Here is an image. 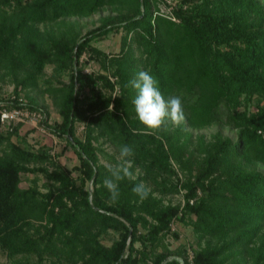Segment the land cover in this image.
<instances>
[{
	"label": "trees",
	"instance_id": "16d2710c",
	"mask_svg": "<svg viewBox=\"0 0 264 264\" xmlns=\"http://www.w3.org/2000/svg\"><path fill=\"white\" fill-rule=\"evenodd\" d=\"M107 4L122 9L80 37L66 29L43 36L35 26L66 15L87 16ZM110 31H121L113 53L91 42ZM86 50L99 57L101 72L83 71L79 57ZM14 59L13 67L29 73L0 108L45 111L24 99L20 88L35 83L49 63L57 76L68 72V83L53 88L61 92V119L48 125L79 161L73 169L55 163L47 143L34 147L26 140L23 123L9 131L0 127V247L7 254L33 253L38 260L51 255L61 264H181L164 244L169 233L177 234L170 230L177 220L199 239L207 238L194 248V264H238L246 259L244 252L252 254V264H264V171L242 163L264 165L262 0H0V64ZM141 71L157 79L165 98H181L185 122L174 129L165 123L155 134L144 130L132 103L135 91L125 87ZM215 121L235 128L236 138L215 134L191 165L183 130ZM78 122L85 126L80 136ZM101 136L118 152L121 145L130 146V170L134 174L137 166L143 172L119 182L115 203L103 186L111 165L100 161L99 152L116 159L94 143ZM171 158L184 177L162 190L185 189L183 204H163L151 190L141 202L132 188L149 173H173ZM37 171L50 182L46 189L21 185L22 173Z\"/></svg>",
	"mask_w": 264,
	"mask_h": 264
},
{
	"label": "rangeland",
	"instance_id": "374dc122",
	"mask_svg": "<svg viewBox=\"0 0 264 264\" xmlns=\"http://www.w3.org/2000/svg\"><path fill=\"white\" fill-rule=\"evenodd\" d=\"M174 2L175 0H171ZM264 3V0H262ZM8 9V7H5ZM122 7L116 4H107L100 7L98 10L94 11L90 15L81 16V15H66L57 20L45 21L36 23L35 26L39 29L40 34L46 36L49 33H58L62 30H73L76 31L78 37L83 35L88 29L95 27L100 24L102 18L109 14H115ZM120 35L121 31H110L104 36H101L95 40H92V44L99 49L104 50L108 53L117 52L120 46ZM90 53L93 55L91 56ZM88 50L83 51L79 57L80 65L84 72H101L102 67L100 66V59L93 52ZM97 56V57H96ZM18 60L5 62L0 64V102L8 100V98L13 97L15 94V85L19 82L20 79L26 77L29 73L28 68L21 67L16 65L13 67V63H17ZM114 77L112 76L111 79ZM69 81L68 72L62 73L60 76L55 75L53 71V64L49 63L45 66L43 71L37 75L36 82L29 84L25 87L20 88L22 97L25 99L31 98L37 105L41 106L47 114L48 124H53L54 121H59L61 116L59 115V104L57 103L60 96V91H53L56 87H61L67 84ZM87 89V88H86ZM118 90L116 85L114 92ZM255 103L251 104V108H255ZM185 122V121H184ZM165 123L170 126L171 129L175 128L170 120L166 119ZM14 123H11V128L14 127ZM22 128V134L25 135L26 140L29 143H32L34 147H38L43 143H47L49 147V152L53 155V160L55 163L65 165L73 169V166L78 163V157L76 155L75 149L67 144L64 140H58L56 133L55 137L57 139L56 143L54 138L50 134L52 130L39 131L36 127L30 126L29 124H24ZM10 129H3L4 131H9ZM84 123L78 122L75 127V132L78 136L84 132ZM220 133L222 137H230L235 139L237 136L236 129L232 128L229 125H226L220 121L212 122L208 125L202 127H192L186 126L182 132L181 140H184L187 147V152L185 156H189L191 165H196V160L203 156L202 148L203 146L209 145L213 139L214 135ZM94 143L97 146L103 147L107 152L113 154L116 161H110L108 158L102 156L103 154L99 152L100 161L111 166L119 163L118 156L119 152L116 150L113 143L109 140H105L103 136L100 139L95 140ZM53 149V150H52ZM171 166L174 168V172L167 174L165 172L156 171L154 173H149L148 176L142 180L143 183L150 188L153 195L158 198H161L163 204L173 203V204H183V192L185 189L180 188L176 192H168L162 190V185H170L174 183H179L182 177H184V171L181 170L173 158L170 159ZM243 166L247 170H261L264 171V165L260 162L245 160L243 159ZM53 166L50 164V167ZM195 169V167H193ZM75 173V171L73 170ZM139 173H143L142 170L136 166L134 176H137ZM36 184L41 189H46L50 182H48L45 174L43 172L37 171L33 173H22L21 185L26 186L28 184ZM90 184V182L88 183ZM91 187V185H90ZM192 201V200H191ZM170 230H174L177 234L169 233L164 238L165 247H161L159 250L167 249L183 261L181 256L183 255L189 262L193 263V250L198 246H202L206 243L207 238L199 239L198 235L192 230L190 225L183 224L177 220H174L170 223ZM262 238V235L259 236ZM260 238H257L255 244H259ZM104 242L110 243L111 239H104ZM264 250V247H263ZM181 253V256L178 254ZM253 253L256 254V249L253 250ZM179 255V256H178ZM246 259L244 261L238 262V264H252L253 256L250 253L244 252ZM55 257L51 255H45L41 260H38L36 254L33 253H18L15 255L7 254L0 247V264H61L58 260L54 263L52 262Z\"/></svg>",
	"mask_w": 264,
	"mask_h": 264
},
{
	"label": "clouds",
	"instance_id": "9594fccd",
	"mask_svg": "<svg viewBox=\"0 0 264 264\" xmlns=\"http://www.w3.org/2000/svg\"><path fill=\"white\" fill-rule=\"evenodd\" d=\"M125 87H130L135 91L132 103L136 117L148 134H155L165 124L166 119L175 126L185 121L186 116L181 98L179 96L165 98L158 87L157 79L149 71L139 72L134 79L128 81ZM133 156L134 151L130 146L121 145L119 163L108 167L110 175L103 180V186L110 194L109 198L113 203L120 195L119 182L125 178L134 179V174L130 170L132 168L130 157ZM132 192L142 202L148 198L150 188L144 183H139L132 188Z\"/></svg>",
	"mask_w": 264,
	"mask_h": 264
},
{
	"label": "built area",
	"instance_id": "2783aa9c",
	"mask_svg": "<svg viewBox=\"0 0 264 264\" xmlns=\"http://www.w3.org/2000/svg\"><path fill=\"white\" fill-rule=\"evenodd\" d=\"M20 122L36 127L37 130L43 132L50 130L48 125V117L45 111L39 108L28 106H7L3 105L0 108V127L2 129H10L11 123ZM56 143L57 139L53 131L50 132ZM53 150V149H52Z\"/></svg>",
	"mask_w": 264,
	"mask_h": 264
},
{
	"label": "water",
	"instance_id": "95a60500",
	"mask_svg": "<svg viewBox=\"0 0 264 264\" xmlns=\"http://www.w3.org/2000/svg\"><path fill=\"white\" fill-rule=\"evenodd\" d=\"M181 264H182V262H181Z\"/></svg>",
	"mask_w": 264,
	"mask_h": 264
}]
</instances>
